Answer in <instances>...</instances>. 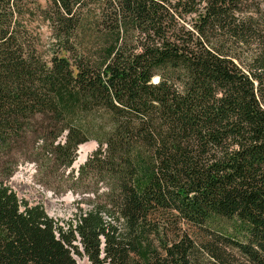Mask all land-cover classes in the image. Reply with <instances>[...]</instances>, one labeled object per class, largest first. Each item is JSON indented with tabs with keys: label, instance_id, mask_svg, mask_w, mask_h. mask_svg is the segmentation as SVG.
I'll list each match as a JSON object with an SVG mask.
<instances>
[{
	"label": "trees",
	"instance_id": "trees-1",
	"mask_svg": "<svg viewBox=\"0 0 264 264\" xmlns=\"http://www.w3.org/2000/svg\"><path fill=\"white\" fill-rule=\"evenodd\" d=\"M35 1L0 0V161L31 140L90 210L57 225L3 160L0 264H264V0Z\"/></svg>",
	"mask_w": 264,
	"mask_h": 264
},
{
	"label": "rangeland",
	"instance_id": "rangeland-1",
	"mask_svg": "<svg viewBox=\"0 0 264 264\" xmlns=\"http://www.w3.org/2000/svg\"><path fill=\"white\" fill-rule=\"evenodd\" d=\"M36 4H39L41 8L46 7L45 0H36ZM263 2V1H262ZM260 3L259 9L256 7L247 8L245 11L246 14L255 15V11L262 13V6L264 9V2ZM192 16V15H191ZM250 16V15H248ZM26 27L29 33L38 40L39 53L48 61L49 56L51 54V47L49 46L51 34L49 32L48 24L41 20L39 15L36 13L34 17H27ZM182 18L177 15V21L181 25H185L186 28L190 29L191 24L194 22V18L190 16ZM257 21V20H256ZM259 24V22L257 21ZM261 29L264 30V21L261 20L260 23ZM264 33V32H263ZM86 40V39H85ZM158 80L154 79V83ZM81 147H84L81 150ZM37 146L33 145L31 140H25L24 143L17 142L13 145V150H9L10 154H8V158H1V160L5 161L10 158L11 161L15 163L14 171L12 177L9 179L8 186L16 192L20 199L26 200L30 205H43L44 210L50 219L55 220L57 225L62 226L66 229L70 223H76L79 215L83 212L90 210V206L86 203H80V207H78V202L83 197H90V194H80V191L71 188V182L64 185L63 189L56 188L54 185L51 187H46L43 185V181L40 179L38 175L37 168L39 166L38 153L39 150L36 151ZM98 148V144L93 141L86 142L80 146L77 151L76 156V165H74V175L80 168V166L88 160V158L94 153V151ZM85 149V151H84ZM81 151V152H80ZM83 154V158H80V155ZM0 161V162H2ZM31 164H35L36 171L30 168ZM34 171V172H33ZM68 172V171H67ZM66 172V173H67ZM61 173V171L56 172V174ZM81 209V211H80ZM105 220L108 223H114V220L110 217H105ZM76 246L81 247L78 240L75 241ZM77 260V264H89L86 258H79L74 256Z\"/></svg>",
	"mask_w": 264,
	"mask_h": 264
},
{
	"label": "built area",
	"instance_id": "built-area-1",
	"mask_svg": "<svg viewBox=\"0 0 264 264\" xmlns=\"http://www.w3.org/2000/svg\"><path fill=\"white\" fill-rule=\"evenodd\" d=\"M76 164H77V163L74 162L73 166L76 165ZM29 167L32 168L33 170H35V165H34V164H31ZM73 168H74V167H73ZM33 172H34V171H33Z\"/></svg>",
	"mask_w": 264,
	"mask_h": 264
},
{
	"label": "bare ground",
	"instance_id": "bare-ground-1",
	"mask_svg": "<svg viewBox=\"0 0 264 264\" xmlns=\"http://www.w3.org/2000/svg\"><path fill=\"white\" fill-rule=\"evenodd\" d=\"M84 147H81V150H83ZM85 151V149H84ZM81 152V151H80ZM80 158H83V154L80 155Z\"/></svg>",
	"mask_w": 264,
	"mask_h": 264
}]
</instances>
